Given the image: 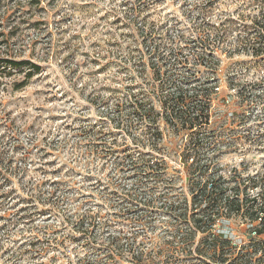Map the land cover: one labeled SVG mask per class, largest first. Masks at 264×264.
<instances>
[{
  "label": "rangeland",
  "instance_id": "374dc122",
  "mask_svg": "<svg viewBox=\"0 0 264 264\" xmlns=\"http://www.w3.org/2000/svg\"><path fill=\"white\" fill-rule=\"evenodd\" d=\"M263 13L264 0H0V58L41 68L0 78V264H236L250 223L201 235L193 201L207 177L264 190V53L236 43ZM187 105L200 125L168 121Z\"/></svg>",
  "mask_w": 264,
  "mask_h": 264
},
{
  "label": "trees",
  "instance_id": "16d2710c",
  "mask_svg": "<svg viewBox=\"0 0 264 264\" xmlns=\"http://www.w3.org/2000/svg\"><path fill=\"white\" fill-rule=\"evenodd\" d=\"M227 21V20H226ZM228 23H233L232 21L228 20ZM226 25L225 23H220L218 27L224 28ZM253 30H255V35L249 34L246 32L244 37L241 36L237 39V47L245 48L247 52H251L255 56H260L264 53L263 43H259L264 40V13L256 17L252 21ZM246 28V27H245ZM213 34L216 35V30L213 27ZM249 30V29H248ZM231 31V30H230ZM257 32V33H256ZM218 38H224V34L221 36L219 32L217 34ZM220 36V37H219ZM251 36H253L251 38ZM211 37V35H210ZM221 38V39H222ZM263 50V51H262ZM9 57V58H7ZM29 64L25 62H18L14 59H11L10 49L7 47L6 51V58H0V78L3 76H13V74H22L26 81L30 80L34 75L38 74L41 71V68L37 64H30V70L28 71H21V67H26ZM9 67V69H7ZM9 70V71H8ZM19 88H22L19 87ZM184 95V94H183ZM190 105V104H189ZM166 105V110L168 109ZM188 106V105H187ZM188 106L186 111H188ZM198 114L195 112L192 114L191 112L183 113L182 115H178L172 110L171 114L168 115V121L170 122L175 121L178 125L185 128L188 127H195L201 124L202 118L205 117V111H203L202 107L196 110ZM191 114V115H189ZM189 115V116H187ZM188 162V161H187ZM191 167H194L191 164ZM206 172H203L205 174ZM202 174V175H203ZM208 178L203 183H199L196 189V195L194 197V205L195 211L194 213V228L195 232L201 233V235L209 234L212 235V228L216 225V222H222L232 220L236 217H240L242 219L247 220L250 223V227L255 226V231L259 236L264 235V190L260 191L259 193H254L250 195L248 193L249 190H253L257 188L260 184L259 180H251V184L244 185L243 183H236L234 186L230 187V185H225L222 181H218L217 179ZM257 190V189H256ZM207 220V222H205ZM231 250H236L231 248ZM260 252H264V246L260 248V250H247V254L243 255V252H240L237 258L236 264H257L253 259L258 256ZM248 258V260H244ZM221 264H226L228 262L227 259H224L222 255L219 256V260ZM203 264H206L205 262Z\"/></svg>",
  "mask_w": 264,
  "mask_h": 264
},
{
  "label": "built area",
  "instance_id": "2783aa9c",
  "mask_svg": "<svg viewBox=\"0 0 264 264\" xmlns=\"http://www.w3.org/2000/svg\"><path fill=\"white\" fill-rule=\"evenodd\" d=\"M253 230H252V233H251V237H250V241H252V243H253V245L251 246V247H247V246H244L245 245V243L243 242V243H238V242H232L231 244H232V246L233 247H231V248H233V249H236V248H239L240 249V252H244L243 254H246V252H247V250H251V251H253V250H260V248L262 247V246H264V243H263V241H261V236H259L258 234H257V232L255 231L256 229H255V226L254 227H251ZM242 246H244V247H242ZM259 254H262V252H260Z\"/></svg>",
  "mask_w": 264,
  "mask_h": 264
}]
</instances>
